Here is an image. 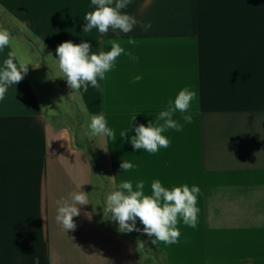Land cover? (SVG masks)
<instances>
[{"label":"crops","instance_id":"0c3cea01","mask_svg":"<svg viewBox=\"0 0 264 264\" xmlns=\"http://www.w3.org/2000/svg\"><path fill=\"white\" fill-rule=\"evenodd\" d=\"M94 7L91 0H0V29L11 38L0 67L10 51L28 67L0 101V264H150L140 260L134 234L96 216L91 191L104 166L113 191L123 180L134 190L143 180L146 195L157 179L169 190L201 188L196 228L181 220L172 245L147 235L167 264H264V0H132L122 11L151 28L138 23L119 36L82 33ZM111 39L137 60L119 56L98 78L102 91L70 89L57 46L89 42L98 54L111 50ZM185 87L198 92L192 123L176 112L183 130L163 133L168 148L134 151L135 127L155 121ZM99 114L117 138L101 136L106 162L86 148L87 131L78 137L76 118ZM122 160L136 167L123 172ZM80 186L88 204L66 232L55 220L57 201ZM136 227L143 232L138 219Z\"/></svg>","mask_w":264,"mask_h":264},{"label":"clouds","instance_id":"9594fccd","mask_svg":"<svg viewBox=\"0 0 264 264\" xmlns=\"http://www.w3.org/2000/svg\"><path fill=\"white\" fill-rule=\"evenodd\" d=\"M131 3L132 0H91V5L95 7L86 13L84 17L86 24L82 33L98 29L100 34H106L111 29L117 36L119 33L126 35L138 23L143 30L147 31L151 28V22H140L135 16L122 11ZM10 39V33L6 29H0V50L10 45ZM127 42L129 44L136 43L132 37H129ZM110 44V51H101L98 54L91 51L92 45L89 42L74 44L69 40L57 46L55 51L58 57V67L70 89L80 90L83 88L87 91L88 85H91L102 91L98 78L99 80L105 79V74L112 70L119 56L125 54L133 62L137 60V57L133 56L130 51H125L118 39H111ZM27 72V65L17 64L14 53L10 51L8 58L0 67V101L4 100L8 87L18 84ZM140 79V76L135 77L137 82ZM197 99L198 92L196 90H190L188 87L180 90L174 101H170L168 107L159 112L155 121L135 127V135L131 136L129 141L133 150L143 149L148 153L155 154L161 148H168L170 140L163 133L169 129L177 132L183 130V125L173 119V116L179 112L185 123H192L193 116L189 109L192 102ZM88 128L92 137L105 136L114 141L117 139L114 130L107 126L103 114L92 115ZM129 131V128L121 131L120 137H126ZM120 166L123 172H128L136 167L133 163L125 160H122ZM150 187L151 195H146L143 180L136 182L135 190L131 180L121 181L119 190L112 191L105 197L104 216L116 221L118 231L121 233L140 231L136 227L138 219L143 225V233L154 237L153 244H156L157 241L168 245L176 244L181 236L178 227L181 220L184 225L191 228H196L198 225L200 209L197 207V198L201 194V188L197 185H192L190 188L187 184H183L169 190L158 179L152 181ZM80 189L81 186L78 191L71 192L68 199L57 201L55 220L66 232L75 231L77 226L73 218L80 215L79 206L88 204V193ZM86 215L91 219V214ZM138 244L141 247L144 245L139 241ZM36 264H38V260Z\"/></svg>","mask_w":264,"mask_h":264},{"label":"rangeland","instance_id":"374dc122","mask_svg":"<svg viewBox=\"0 0 264 264\" xmlns=\"http://www.w3.org/2000/svg\"><path fill=\"white\" fill-rule=\"evenodd\" d=\"M6 25L9 27L8 24H6ZM76 120H77V122H79L80 125L83 126V129L79 128V132H78L79 139L80 140L83 139L84 133H85V131H87L88 132L87 138H88L89 142L87 143L85 141L86 148L88 149V151H90L91 155L96 154L99 159H102V161L106 162L107 157H106L104 143L102 141L101 136H97L96 139L94 140V137H92L90 135V130L88 128V124L90 121L88 119H84V118L80 119L78 117V118H76ZM84 129H86V130H84ZM104 167L99 169L98 174H97L99 176L96 179V182H94V184L92 185V191H91L92 197L94 200H96V203L98 204V208H100V209H101V207L99 205L100 204L99 203L100 202V200H99L100 196L99 195L101 193L100 191L103 190V192H105L106 195L113 191L109 171L106 169L107 168L106 166H104ZM96 216L100 219V221H104V223L105 222L110 223V221H113L111 219H108L107 216H104V213H102V211H99V210L96 212ZM137 232H139V231H137Z\"/></svg>","mask_w":264,"mask_h":264},{"label":"trees","instance_id":"16d2710c","mask_svg":"<svg viewBox=\"0 0 264 264\" xmlns=\"http://www.w3.org/2000/svg\"><path fill=\"white\" fill-rule=\"evenodd\" d=\"M0 20H1V18H0ZM5 23L6 22H4V25H6ZM6 27L8 29H10L7 25H6ZM11 32L13 33V35L24 36L23 34L16 32V31H14V32L11 31ZM28 41L30 42V40H28ZM100 192H101L99 195L100 196V198H99L100 202L99 201L98 202L100 203L99 205H100L101 209L98 208V204L96 203V200L93 199V203H94L95 212H97L99 210V211H102V213H103V205H104V200H105L106 194H105V192H103V190H101ZM112 222L115 225V227H118V223L116 221L115 222L112 221ZM131 233L134 234V236L137 239V242L138 241L143 242V244H144L143 247L139 246V244H138V255L140 256V260L142 262L150 263V264H167L164 253L161 250L150 245V243L148 241L147 234L140 232V231L139 232L132 231Z\"/></svg>","mask_w":264,"mask_h":264}]
</instances>
